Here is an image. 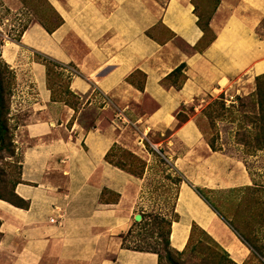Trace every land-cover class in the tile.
Wrapping results in <instances>:
<instances>
[{
  "label": "crops",
  "instance_id": "crops-1",
  "mask_svg": "<svg viewBox=\"0 0 264 264\" xmlns=\"http://www.w3.org/2000/svg\"><path fill=\"white\" fill-rule=\"evenodd\" d=\"M47 1L60 24L50 33L31 25L20 43L72 67L77 108L53 98L43 65L20 70L28 91L14 115V193L28 206L0 200V264H158L155 253L123 243L140 180L107 155L116 144L132 148L127 128L151 139L180 176L169 246L183 251L195 225L243 264L250 250L196 189L244 188L251 177L237 158L210 149L199 119L207 101L251 91L264 76V0H219L208 20L214 39L202 49L196 0Z\"/></svg>",
  "mask_w": 264,
  "mask_h": 264
},
{
  "label": "rangeland",
  "instance_id": "rangeland-1",
  "mask_svg": "<svg viewBox=\"0 0 264 264\" xmlns=\"http://www.w3.org/2000/svg\"><path fill=\"white\" fill-rule=\"evenodd\" d=\"M218 3L219 0H196L199 24L205 29L200 49L214 36L205 24ZM58 24L60 18L47 0H0V56L7 65L9 77L5 96L8 114L4 116L9 130L4 136L5 147L0 149V192H3V181L8 186L14 185L19 174L20 155L16 150L15 124L21 118L14 115H20L17 114L19 104L28 91L22 88L21 82L28 83V79L20 70L27 71L32 63L43 65L46 88L52 92L53 98L63 99L77 108L76 96L67 89V78L74 72L72 67L63 64L55 66L44 61L45 55L32 53L30 48L20 43V37L31 25H39L46 32H51ZM178 74H173L176 78L170 81L177 79ZM134 78L141 83L140 74L137 73ZM251 87V91H238L231 97L221 96L207 101L200 109L199 119L204 140L210 149L230 154L242 162L251 177V184L234 190L200 192L205 203L250 250L251 256L243 264H264V80H257L256 77ZM179 118L182 120L183 117L180 115ZM127 129L128 134L133 136L132 148L116 144L107 155L110 163L140 180V204L133 212L135 216H140V220L135 221L133 217V226L124 245L154 250L159 255V264H216L218 258L224 264H235L216 242L195 225L191 228L184 250L178 252L182 254L165 247L167 233L172 228V222L177 220L175 198L181 179L170 163L162 159L160 152L150 147L153 144L151 139L134 133L132 128ZM138 148L146 149L149 154L141 155ZM7 149L13 155L8 154ZM109 200H113V196ZM175 231L177 226L173 224Z\"/></svg>",
  "mask_w": 264,
  "mask_h": 264
},
{
  "label": "trees",
  "instance_id": "trees-1",
  "mask_svg": "<svg viewBox=\"0 0 264 264\" xmlns=\"http://www.w3.org/2000/svg\"><path fill=\"white\" fill-rule=\"evenodd\" d=\"M217 5V4H216ZM59 25V24H58ZM198 26L200 27V29L203 31V32H205L204 30V28L199 24V19H198ZM57 27V26H56ZM205 28L207 29V30H209L208 29V21H207V23L205 24ZM48 32V31H47ZM48 33H50V32H48ZM205 34V33H204ZM214 39V36L212 37V39H210L208 42H207V44L208 43H210L212 40ZM43 60L44 61H47V62H50V63H52L53 65H58L59 63H57V62H55V61H53V60H51V59H49L48 57H45V56H43ZM183 68V66L182 65H180L178 68H176L171 74L173 75V74H176V73H179L180 71H181V69ZM7 65L5 64V63H3V61H2V59H1V56H0V145L2 144V146H0V149L1 148H4L5 147V143H4V141H5V139H4V136L6 135V134H8L7 132H8V128L6 127V120L4 119V116H6L7 114H8V111H7V109H6V107H5V96H6V94H7V88H8V86H9V77H8V72H7ZM69 78L70 77H68L67 78V82H68V80H69ZM261 79H263L264 80V76H259V77H257V80H261ZM258 84V89H259V83H257ZM68 89V88H67ZM258 95V94H257ZM9 142H10V140H9ZM10 144V143H9ZM211 149H213L212 147H211ZM7 152H8V154H11L12 153V151H10L9 149H7ZM12 155H13V153H12ZM117 167V166H116ZM19 170H20V165H19ZM17 182H18V180H17ZM16 182V183H17ZM16 183L14 184V185H10V186H8L4 181H3V183H2V185H3V188H2V190H3V192H0V200H3V201H6V202H9L10 204H12V205H14V206H17V207H20V208H26L27 206H28V204L26 203V202H24L23 200H21L20 198H18V196H16V194L14 193V188H15V185H16ZM196 193L200 196V198H202V200L204 201V202H206V200L205 199H203V196L201 195V192L198 190V189H196ZM171 227V226H170ZM129 233H130V230L128 231V233L126 234V236L123 238V243L125 244V239H126V237H128L129 236ZM169 233H170V230L168 231V233H167V238H166V240H165V247L167 248V249H169L170 248V246H169V240H168V236H169ZM130 248V247H129ZM132 250H136V251H146V252H152V253H155L156 254V252L154 251V250H151V249H149V250H142V249H139V248H131ZM170 250H173V249H170ZM174 251V250H173ZM175 253H176V251H174ZM183 253V252H182ZM182 253H176V254H182ZM225 253V252H224ZM226 254V253H225ZM157 255H158V253H157ZM228 256V255H227ZM158 259H159V255H158ZM225 261H226V259H225ZM159 264V263H158ZM216 264H224L223 262H222V260H220V258H218L217 259V261H216Z\"/></svg>",
  "mask_w": 264,
  "mask_h": 264
},
{
  "label": "water",
  "instance_id": "water-1",
  "mask_svg": "<svg viewBox=\"0 0 264 264\" xmlns=\"http://www.w3.org/2000/svg\"><path fill=\"white\" fill-rule=\"evenodd\" d=\"M134 220H135V221H139V220H140V216H139V215L135 216V217H134Z\"/></svg>",
  "mask_w": 264,
  "mask_h": 264
},
{
  "label": "built area",
  "instance_id": "built-area-1",
  "mask_svg": "<svg viewBox=\"0 0 264 264\" xmlns=\"http://www.w3.org/2000/svg\"><path fill=\"white\" fill-rule=\"evenodd\" d=\"M49 221H50L51 223H54V222H56V221H54V219H50Z\"/></svg>",
  "mask_w": 264,
  "mask_h": 264
}]
</instances>
